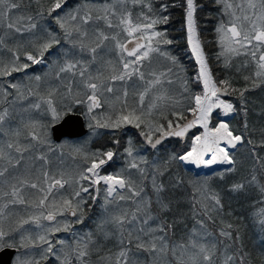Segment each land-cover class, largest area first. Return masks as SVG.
Returning <instances> with one entry per match:
<instances>
[{
    "label": "snow or ice",
    "instance_id": "1",
    "mask_svg": "<svg viewBox=\"0 0 264 264\" xmlns=\"http://www.w3.org/2000/svg\"><path fill=\"white\" fill-rule=\"evenodd\" d=\"M39 3V0H37ZM218 5H223V18L215 28L216 43L220 51L216 54L217 60L223 59L224 67H230V62L234 57L245 56L251 58V63L255 66L253 75L254 87H260L264 84V0H240L237 4L235 0H215ZM66 4V0H54L47 9L50 17L53 12ZM181 6L184 8L187 44L191 51L198 70L192 78V83L201 84L203 91L189 98L194 100L195 107H189L193 119L186 123L173 124L168 120L167 128L164 125L155 122L151 117L153 110L159 105L157 101L173 100V97L167 95V90L160 92L155 96L153 102L148 105L147 110L144 108L145 96L155 89L162 88L166 82L171 85L175 83L173 79L164 78L175 75L181 82L183 92H189V81L184 79L180 73L183 68L179 64L176 56L164 50L161 45H170L171 39L166 38V30L158 31V24H167L169 17L167 15H145L141 13L137 22H133L131 12L126 9V0H115L110 4H103L99 11L84 10L81 8L73 9L63 16L57 15L55 23L62 33V38L72 45V48H79L81 53L87 52L91 55V60L82 61L79 59H67L72 55L71 50L63 53L65 57L63 63H58V70L55 72L57 80H64L67 75L68 84L67 92L71 96L74 89L77 98L73 101L78 105H84L87 108V114L91 120H95V125L89 124V128H112L120 129L125 125H132L135 128L147 129V132L141 130L140 135L144 136L148 144L153 148L161 145L165 137H183L185 133L193 126L199 124L204 129L202 135H197L193 142L192 148L186 154L174 156L173 160L186 164L200 166L224 165L223 171L218 173L221 179L225 173L235 171L236 157L234 150L240 145H252L250 155L254 158L255 165L249 179L244 182L234 183L230 191L239 192L247 187H257L261 195H264V182H261L257 173L264 175V156H261L256 148H264V128L260 129L261 140L255 144L253 140H245L249 135L248 122L243 124L244 132L234 134L230 127L228 118L230 114L236 111L233 103L221 99L222 94H228L231 88L228 80L219 81V86L214 80L206 59L201 41L197 36V22L195 13L197 11V0H182ZM149 11H152L151 3L146 5ZM167 5L161 4L162 11H167ZM20 0H0V77H9L14 72H22L30 67L26 62L21 61V56L32 65L43 63V58L50 49L59 45L61 37L55 31L49 30L37 23L36 18L32 15H24L21 11ZM239 12V14H237ZM37 16L45 19L43 11L37 13ZM117 18L118 23H114L112 18ZM104 21L108 28H121L128 37L133 38L128 43L134 46L129 48L127 43H121L118 37L120 33L109 37L103 31H95L98 43L92 46L86 43L89 39V32L86 25L91 21ZM40 29V34L36 31ZM19 34V35H18ZM23 34H28L25 42ZM109 39L116 41L115 48L119 61L114 63L108 61L111 75L101 78L103 72L97 70L93 73L89 69L90 64L97 61L98 49ZM13 43L9 45L8 41ZM4 52L10 53L8 57ZM153 54L170 62L166 71L147 73L152 79L146 81V87L139 93V106L129 105L127 103L128 91L123 92V102L119 109L113 108L112 114L105 118L101 123L93 115V110L101 108L108 104L105 97L106 93H113L114 88L111 82L125 81L132 79L134 76L141 81H145L146 73L142 70L144 62L151 63ZM131 58V59H129ZM249 61L246 60L244 67H248ZM174 69L178 71L174 72ZM79 77V81L75 79ZM37 87L43 81V77L36 75L32 77ZM247 81L250 77L245 76ZM7 84V87H5ZM8 89L14 90L15 97ZM58 89L52 88L48 91L47 97H40L39 101L30 104L29 108L41 109L42 104L47 105V112L51 113L54 120L59 119L63 114L54 105L52 97ZM241 90L239 96L241 103L246 104L244 92ZM29 95H33L31 89ZM18 99H26L20 83H11L4 81L0 83V253L6 249L16 248L14 239H9L14 231L21 232V246L27 249L29 244L39 251L35 254L26 252L24 257L16 256L11 260V264H41L42 260L54 257L58 264H245L247 253L243 251L242 240L239 229H234L231 223L224 224L220 220V227L216 228L217 218L222 217L223 202L219 192L215 191L208 180L193 181L191 197L185 196L181 199H172L165 195L168 191H175L183 185V180L172 179L165 183L161 178L165 176L168 169L163 170L154 168L152 173L141 167L140 164H147L146 160L135 158L128 162L129 169H136L139 179H132L131 173L124 176L121 173L115 175H101L100 169L106 163L114 159V152L111 150H97L90 154H84V163L88 165L81 169L75 177L60 178L50 175L46 167L50 161L45 155L33 158L43 161L40 169V175L33 177V169L26 168L23 171L18 170L24 162V153L34 149L37 144H47L48 139L45 135L41 137L35 131H28L25 140H29L27 145L21 143L23 135L21 128L27 129L29 125L34 127L35 122L29 121L22 123L15 128H4L7 119L12 115L10 111ZM117 101L121 97H116ZM7 104L8 107H3ZM175 105H180L179 100H175ZM183 107V105H180ZM70 108L71 105H68ZM221 110L222 116L218 115L220 122L214 127H209V121L215 110ZM29 109H24L28 111ZM245 117L248 115V109L243 108ZM173 116L178 120L184 119L183 112L173 110ZM167 119V116H164ZM255 131V129H253ZM159 133V138L153 139L154 135ZM35 142V143H33ZM78 151H82L78 149ZM129 157L133 156L132 147L125 149ZM168 162L165 161V165ZM151 179V192H146L145 181ZM82 181H88L85 186ZM101 182L106 185L105 195V218L97 225L96 232H87L83 235L73 233L74 243L65 239H57L52 243L49 239L51 234L57 232H70L71 222L68 220H58V216H64L65 212H70L76 217L75 223H83L82 205L86 203L82 193H89V189L96 187L97 193L100 192L98 187ZM66 185H75L72 198H64L62 203H57L49 197L54 188L63 189ZM46 186V187H45ZM34 189L41 194L36 202H31L25 195L27 189ZM119 189L125 190L127 195L120 192ZM115 194V195H114ZM111 199H108V198ZM95 200V196H90ZM116 201L131 203V210H125L120 213H108V205ZM187 202L188 211L179 208L180 203ZM24 206V210L32 211L25 218L21 216L17 222V228L13 232L5 231L3 227L6 216L18 215L19 209L16 207ZM118 206V205H117ZM78 212L80 215L78 216ZM175 213L169 220L168 214ZM192 220V227L188 228L186 220ZM41 221L50 222L44 225ZM29 223L35 224L41 229V232L32 235L31 232L23 226ZM185 225V231L179 240H174L173 229L178 224ZM264 225V220H261ZM264 231V228H262ZM27 232V235L23 233ZM27 240L28 243H24ZM112 241V247L105 250V245ZM93 256L96 257L93 260ZM38 257V258H37Z\"/></svg>",
    "mask_w": 264,
    "mask_h": 264
},
{
    "label": "trees",
    "instance_id": "2",
    "mask_svg": "<svg viewBox=\"0 0 264 264\" xmlns=\"http://www.w3.org/2000/svg\"><path fill=\"white\" fill-rule=\"evenodd\" d=\"M21 9L20 11L24 15H32L36 18L37 23L41 24L43 27L48 28L49 30L55 31L58 36L61 37V42L59 45H55L53 49H50L49 52L45 54L43 58V63L32 65L28 63L30 67L26 69V72L29 74H23L22 72H14L11 76H20L21 79H24L27 82V86L29 79L32 78L34 74H39L42 77L44 69L46 70V65H48L54 59H58L59 57H63L62 55V47L69 45L67 41L62 38V33L60 32L59 27L55 23V17L57 15L63 16L65 13L72 11L76 8H81L84 10H93V12H97L100 9V6L103 4H110L115 2V0H66V4L62 7V9H58L52 13L49 17L47 13L48 7L51 5L54 0H20ZM151 3L152 11L150 12L146 5ZM161 4H166L167 11H162L160 8ZM182 0H126V9L131 12L133 22H137L138 17L141 13L145 15H167L169 17L167 24H158L156 26V30L165 31L166 30V38L171 39L173 41L170 45H161V47L170 52L172 55L176 56L179 60L180 66L183 68V72L180 75L189 81L188 88L189 92H183L181 87L180 80L177 79L175 75L171 76L175 83L171 84L170 89L168 90V95L174 97L175 100L180 101V105H173L171 107H158L153 110L152 119L165 126L167 128L168 120H172L173 124L181 123L187 118L191 117L193 114L188 110L189 107H195L194 100L190 99V96H194L197 93H201L203 91V87L201 84L192 83V78L195 76L198 68L197 64L194 61L188 44H187V31H186V22H185V13L184 8L181 6ZM197 11L195 13V19L197 22V36L201 41L206 59L208 61L210 70L212 72L214 80L217 82L219 86V81L228 80L231 84L232 89H236L235 92H232L229 89V97H222L225 100H229L233 103L236 111L230 114L228 118V123L230 127L234 130V134H241L244 132L243 124L245 120H247L249 128V135L245 136V140L251 139L255 144H259L261 140V132L260 129L264 128V84L260 87H254L253 81L255 77L253 75L254 65L251 63L250 57L239 56L234 57L230 62V67H224L223 59L217 60L216 54L220 51L217 43H216V33L215 28L217 27L220 20L225 18L223 15V8L221 5L215 3V0H197ZM43 11L45 19L41 20L37 13ZM225 20V19H224ZM93 22L100 21H91L85 27L91 29V25ZM114 29V30H113ZM36 33L40 32V29L35 30ZM93 33L96 31L92 28ZM115 28H108L107 26L104 29V33L109 37L115 35ZM120 37L123 38V34H126L121 30ZM2 35V33H0ZM27 35L28 34H23ZM127 36V34H126ZM127 38H129L127 36ZM111 41L109 39L105 41L101 48H99L97 61L94 64H90L89 68H96L97 70H101L104 72L106 67V59L112 55L115 58V52L113 48H111ZM130 41V40H129ZM9 45L13 43V41H8ZM92 46H95L98 43L96 36L93 37L89 35V39L86 42ZM125 43L128 44V41ZM130 44V43H129ZM70 50V49H69ZM72 55L82 61L91 60V55L87 52L81 53L78 48L72 49ZM77 51H79V55H77ZM4 55H10V53H6ZM156 54H153V58H155ZM23 58V57H21ZM112 58V57H111ZM249 61L248 67H244L245 61ZM114 61V63H116ZM156 62V63H154ZM146 61L144 62V64ZM148 64L153 68H164L167 70V67L171 66L170 62L166 61L163 64H158L155 59H152L151 63ZM159 65V66H158ZM37 69V70H36ZM93 69V68H92ZM91 69V70H92ZM28 70V71H27ZM37 71V72H36ZM108 73L111 74L110 68H108ZM178 71V69H174V72ZM107 74V75H109ZM106 75V76H107ZM250 77L249 80H245L244 77ZM105 78V77H104ZM0 80H4V77H0ZM54 79H52L53 82ZM137 77H133L132 79H126L125 81H118V84L115 86L114 82L112 83V87L114 88L113 93H106L109 97L110 94L117 95L122 94L127 89L128 97L127 103L131 106L134 102L139 100V93L141 92V84L137 83ZM32 82V81H30ZM55 83V82H53ZM68 83V82H67ZM66 83V84H67ZM134 83V84H133ZM136 83V84H135ZM32 84V83H31ZM65 84V85H66ZM64 82L59 85L61 89L52 97L55 101V107L64 114L68 112H76L83 115L84 120L87 125V132L84 136L80 138H66L61 140L58 143L51 141L50 137V126L53 123L47 122L43 127L38 129V127H32V131L39 130V134L41 137L47 136L49 147L46 148L41 146L42 144H37L34 149L28 151L26 153H33L34 157H38L40 155H45L46 158L50 161V163L45 166L46 170L49 171L50 175L55 174L57 176V172H62L63 170L67 171V176H72L73 173L77 174L78 170H81L83 164H85L83 156L84 154H90L92 152H96L97 150L108 151L111 150L114 152V159L103 167L101 172L103 174H112L118 169V166L124 162L123 156L126 155L125 149L129 146L133 149V155L135 157H141V159L146 160L147 164L141 163L140 166L144 167L149 174L152 173L154 168H159L163 170L167 167L168 171L164 177L161 179L168 183L170 180L181 179L183 180V185L177 188L175 191H168L165 193L166 196L171 197L172 199H181L185 196L191 197V193L193 191L192 182L193 181H205L208 177H211V180H208L210 186L217 192L220 193L222 197V202L224 205L222 217L217 218L216 228H219L220 220H223L224 224L231 223L234 226V229H239V234L242 240L243 251L247 253L245 256V264H264V225L261 224V220H264V195H261L257 187H245L243 190L239 192L230 191L231 185L238 182H244L246 179L250 178L252 174V170L255 165L254 158L250 155V151L252 145L243 144L240 145L236 150H234V155L236 157V166L235 171L231 173H225L224 178L221 179L218 173L223 171V168L213 172L210 175H199L195 176L192 171L187 170L182 162L177 160H173L172 157L183 155L185 152L190 150L192 146V142L194 138L198 135L200 129H194L186 138L184 142L178 140H167L163 142L161 145L157 146L155 149H150L146 147L142 141L141 137L138 134V131L141 130L147 132L146 128H135L132 125H125L120 129H112V128H89V124L95 125L96 121L92 123L89 121L88 115L85 111L84 105H78L73 101L77 98V93L74 89L71 96L68 95L67 89ZM43 81L39 84L38 91L36 93L40 94L36 97H47V93L50 90L47 84V87L44 88ZM247 91L244 92V99L247 101L246 104L241 103V98L239 96V92L241 90ZM123 100V97H122ZM113 101V100H112ZM68 105H71L69 108ZM108 104L103 105V110L99 111L100 116L96 118L100 120L101 123L105 122V118L112 114L113 109L110 108ZM5 106V105H4ZM114 107V104H113ZM146 107V102H144V108ZM248 109V115L245 117L243 108ZM2 109V108H1ZM0 109V110H1ZM173 110L177 112H183L184 119L178 120L176 116L172 115ZM103 111V112H102ZM61 115V116H62ZM218 115L222 116V113L219 109L215 110L212 118L210 119L209 127L214 128L219 122ZM47 117L46 115H43ZM60 116V117H61ZM164 116H167V119H164ZM58 119H56L57 121ZM55 121V122H56ZM255 129V131H253ZM94 133V134H93ZM159 133H156L153 138H155ZM27 135V134H26ZM25 135V136H26ZM24 139V138H23ZM128 140V141H127ZM26 145L29 143L28 140H25ZM130 141V142H129ZM35 143V142H33ZM78 149L82 151H78ZM256 151L264 156V148H256ZM121 159V160H120ZM138 159L137 161H139ZM165 161L168 162L165 165ZM33 177L36 175H40V169L43 165V161L36 160L33 164ZM71 167L72 170L68 171V167ZM132 171L133 179H139V174L136 169H130ZM124 173V171H123ZM115 175V174H113ZM258 178L261 182H264V175H261L259 172L257 173ZM64 176V175H63ZM146 184V192H151V179L145 181ZM76 187V186H75ZM74 187V188H75ZM106 185H102L100 187V192L93 194V192L89 191V196L85 199L86 203H84L83 213V224L79 226L78 231H86V229L94 228V222L98 220L99 214L105 213L104 204H105V195L104 189ZM68 192V191H67ZM84 194V193H83ZM31 202H36L40 198L41 194L38 193L34 189H30L25 194ZM96 195V199L92 200L90 196ZM52 195L49 197L51 199ZM19 206V205H18ZM118 207V206H117ZM131 204L128 209L131 210ZM188 203L182 202L179 205V208L183 211H188ZM19 216L15 215L13 218H10L7 222L3 224L5 231L13 232L14 229L17 228V222L23 217H27L29 214L21 209L19 206ZM31 211L33 209H30ZM112 205H108V213L112 212ZM120 208L114 209V213H120ZM102 211V212H101ZM122 211V210H121ZM175 213H169V220L172 219ZM188 228L192 227V220L188 219L185 221ZM25 229L29 230L32 235L38 233L37 227L33 223H29L23 226ZM174 240H179L185 231V225L178 224L174 229ZM21 232L14 231L13 235L9 237V239H14L17 245L18 253L17 255H24L26 252L35 254L38 252V249H34L30 244L27 249L21 246ZM27 235L28 233H23ZM24 243H28L27 240ZM112 247V241H109L105 245V250L107 248ZM31 248V250H30ZM94 259L96 257L94 256ZM46 264H58L54 257H49L47 260H42ZM75 264V262H73Z\"/></svg>",
    "mask_w": 264,
    "mask_h": 264
},
{
    "label": "rangeland",
    "instance_id": "3",
    "mask_svg": "<svg viewBox=\"0 0 264 264\" xmlns=\"http://www.w3.org/2000/svg\"><path fill=\"white\" fill-rule=\"evenodd\" d=\"M229 2H231V0H229ZM235 2L237 3V4H239L240 3V0H235ZM221 7L223 8V5H221ZM237 14H239V12L237 13ZM113 19V22L114 23H118V19L117 18H112ZM225 20H227L228 19V17L227 16H225V18H224ZM105 27H106V24H105V22L104 21H100V22H97V24H96V22H93L92 23V25H91V29L90 28H88L87 30H88V32H89V35H91L92 37L94 36L93 35V31H92V28L93 29H95L96 31L98 30V31H103L104 32V29H105ZM87 28V27H86ZM114 30V29H113ZM122 30V27L121 28H115V31H114V33H115V35L117 34V33H120V32H122L121 31ZM37 35H39L40 34V32H38V33H36ZM19 35V34H18ZM123 38L121 39V37L119 36L118 37V39L120 40V42L121 43H125V41L127 42V41H129V40H132L133 38H131V37H129V38H127V36H126V34H123V36H122ZM23 39L25 40V42L27 41V39H28V36L27 35H24L23 36ZM115 44H116V41H114V40H112L111 41V48H113V50H114V52H115V58H116V61H115V59H114V57L110 54V55H106V56H109L110 58H108L107 57V59H106V69L104 70V72H103V75H102V79L104 78V77H108V76H110L111 74H109L108 73V68H110V66L108 65V61H112V62H118L119 61V56L117 55V49L115 48ZM68 47H66V45H64L63 47H62V49H61V51H62V54L63 53H65V52H67V51H69V49L70 50H72L73 48H72V45L71 44H69V45H67ZM127 46L129 47V48H131V47H133L134 46V44L133 43H128L127 44ZM79 49V48H78ZM190 50V49H189ZM72 52V51H71ZM7 52H4V54H6ZM190 53H191V51H190ZM77 55H79V51H77ZM192 55V54H191ZM5 57H8V55H4ZM21 57H23V56H21ZM112 57V58H111ZM193 57V56H192ZM67 59H78V58H76V57H72V56H68V57H66ZM38 59H40L39 58V56H38ZM64 59H65V57L63 56L62 58L61 57H59L58 59H54L53 61H51L48 65H46V70L44 69V71H43V75H45V77H43V86H44V88H46L47 87V84H48V87H49V89H52V88H55V89H58V91H59V89H61L60 87H59V85L60 84H62V81L61 80H57L56 78H55V72L58 70V63L57 62H59V63H63L64 62ZM129 59H131V58H129ZM153 59H155L156 61H157V63L158 64H163V62H166V60H164L163 58H160V57H158V56H155V58H153ZM193 59H194V61H195V58L193 57ZM80 60V59H79ZM21 61L22 62H26V63H31V61H27L26 60V58L25 57H23V58H21ZM154 63H156V62H154ZM159 66V65H158ZM93 68V69H92ZM92 68H89L90 69V71L93 73V75H95L96 73H97V69L96 68H94V67H92ZM197 68H198V65H197ZM92 69V70H91ZM37 70V69H36ZM142 70L146 73V76H145V81H141L138 77H137V83H139V84H141L142 86H141V91H143L144 90V88L147 86L146 85V81L147 80H149V79H152V77L151 76H148L147 75V73L148 72H150V71H155V72H157V73H159V72H163V71H166L164 68H162V67H160V68H153V66L151 67L149 64H148V61H146V63L144 64V67L142 68ZM28 71V70H27ZM37 72V71H36ZM23 74H29V72H26V70H24L23 72H22ZM107 74H109V75H107ZM36 75H39L38 73L37 74H34L32 77H34V76H36ZM107 75V76H106ZM52 79H54L53 80V82H55V83H53L52 82ZM68 77H67V75H65V77H64V80H63V82H64V85L68 82ZM76 80H77V82L79 81V77L77 76L76 78H75ZM165 79V81L167 80V79H172V77L170 76V77H166V78H164ZM30 81H32V82H30V81H28V84L30 83V86L29 87H26L27 86V82L24 80V79H21L20 78V76H9V77H4V80H0V83H3L4 81H10L11 83H20L21 85H22V91H23V93H24V96L26 97V99H18V100H16V103H15V105L13 106V108L10 110L11 112H12V115L7 119V123L4 125V128L5 129H8L9 127H11V128H15V127H17L18 125H21L22 123H27V122H29V121H34L35 122V124H34V126L35 127H38V129H40L41 127H43L44 126V124L45 123H47V122H49L50 121V123H54L56 120H54L53 118H52V116H51V113L50 112H47V105H43L42 104V107H41V109H35V108H29V105L30 104H34V103H36V102H38L39 101V97H36V94L37 95H40V94H38V93H36L37 91H38V87H37V84H36V82L33 80V79H29ZM32 83V84H31ZM112 83L113 82H111V85H112ZM116 83V84H115ZM68 84V83H67ZM67 84L65 85L66 86V88H63L64 90H66L67 89ZM114 84H115V86L118 84V81H115L114 82ZM134 84V83H133ZM136 84V83H135ZM42 86V87H43ZM170 86L171 85H169V84H167L166 82L163 84V87L162 88H157V89H155L154 91H150L146 96H145V100H144V102H146V107H145V110H147V107H148V105L149 104H151L152 102H153V100H154V98H155V96L156 95H158L160 92H162V91H164V90H167V92H168V90L170 89ZM5 87H7V84H5ZM29 89H31L32 90V92L34 93L33 95H29L28 94V90ZM8 91L9 92H12L13 93V96H10L9 97V99H13L14 97H15V93H14V90H12V89H8ZM57 91V92H58ZM108 94H105V97L104 98H102V99H107V101H108V103L110 104V105H112L113 106V104H114V107L113 108H115V109H119L120 107H121V104H122V102H123V100H122V94H117V95H113L112 96V94H110V96L108 97L107 96ZM167 95H168V93H167ZM117 96H119V97H121V100L120 101H117L116 100V97ZM169 96V95H168ZM173 99H174V97H173ZM221 99H223V98H221ZM113 100V101H112ZM224 101H226V102H230L229 100H225V99H223ZM157 104L159 105V107H171V106H173V105H175V102H174V100H171V101H169V100H164V101H157ZM5 105V106H4ZM3 105V107H8V105L7 104H4ZM133 105H136V106H139V100L138 101H136V102H134L133 103ZM85 107V111H86V113H87V108H86V106H84ZM1 109V108H0ZM24 109H29L28 111H24ZM104 108H103V106L101 107V108H98V109H94L93 110V115H95V117H97V116H100V114H99V111L100 110H103ZM0 111H2V109L0 110ZM221 111V110H220ZM103 112V111H102ZM43 115H46L47 117H44ZM88 115V114H87ZM88 119H89V121H92V123L95 121V120H91L90 118H89V115H88ZM198 125V127H199V129H200V131H199V133H198V135H202L203 134V132H204V129L203 128H201L200 126H199V124H197ZM32 125H29L28 126V128L27 129H25V128H21V131H22V133H23V135H22V137H21V143L22 144H24V145H26V142L24 141V139H23V136H25L26 134H27V132L28 131H32ZM36 133L37 134H39V130H36ZM94 134V133H93ZM52 141V140H51ZM128 141V140H127ZM28 142H29V140H28ZM49 142V141H48ZM130 142V141H129ZM41 146H44V147H46V148H48L49 147V144L47 143V144H42ZM129 147V146H128ZM127 147V148H128ZM126 148V149H127ZM191 148H192V146H191ZM191 148H190V150H191ZM189 150V151H190ZM29 151H31V149L29 150ZM187 153V152H186ZM185 153V154H186ZM24 155V162H23V164L21 165V166H18V170L19 171H23L24 169H26V168H32L33 170H34V168H33V158H34V156L35 155H33V153H24L23 154ZM133 158H135L136 160H138V159H141V157H135L134 155L132 156V157H129L128 156V154H127V152H126V155H124L123 156V159H124V162L125 163H122V164H120L119 166H118V169L115 171V172H113L112 174H103L102 172H101V170L103 169V167L106 165H103L102 167H101V169H100V174L101 175H113V174H116V173H121L122 172V174L124 175V176H128L129 175V173H131V178L133 179V176H132V171L128 168V162L130 161V160H132ZM121 160V159H120ZM82 162H84V161H82ZM184 165H186V166H191V167H193V168H195L196 170H199L200 168L201 169H209L210 167H212V166H214V165H212V166H210V167H205V166H202V167H197L196 165H194V164H186V163H183ZM88 165H86V164H83V167H82V169L83 168H86ZM68 167V166H67ZM70 170H72L71 169V167H68V171H70ZM80 170H78V172H79ZM123 171H124V173H123ZM61 174H63L64 175V178L65 179H67V178H69L70 176H67V171L66 170H63L62 169V172L61 173H59V171L57 172V176H54L55 174H53V175H51V176H53V177H55V178H60L61 177ZM77 174H75V173H73V175L71 176V177H75ZM136 180H138V179H136ZM82 183L85 185V186H88V184H89V182L88 181H82ZM102 185H104V183L103 182H101V184L98 186L99 188L102 186ZM46 187V186H45ZM75 185H73V186H68V185H66L63 189H59L58 187L57 188H54L53 189V196H52V198L51 199H55L56 201H57V203H62V200L64 199V198H72V195H73V193H74V190H75ZM96 187L97 186H93V187H91L90 189H89V191L91 190L92 192H93V194H96L97 193V191H96ZM30 190V188L29 189H27L26 191H25V194L28 192ZM68 191V192H67ZM119 191L120 192H122V193H124L125 195H127V193L125 192V190H123V189H119ZM89 194L90 193H82L81 195L86 199L88 196H89ZM104 195H106V193L104 192L103 193ZM115 195V194H114ZM95 197H96V195H94ZM50 199V200H51ZM108 199H111L110 197L108 198ZM130 202H124V201H116L115 203H113V204H111L112 205V208H113V210H112V212L111 213H114V209H118V208H120L122 211H125L124 209H128L129 207H130ZM117 205H118V207H117ZM18 209H20L19 208V206L17 205L16 206ZM82 207H84L83 205H82ZM21 209H23L24 210V206H21ZM120 210V212H122ZM32 211H38V210H35V209H33ZM31 210H29L27 213L28 214H30V212H32ZM102 212V211H101ZM80 215V213L78 212V216ZM105 215H106V213H102V214H99V219L98 220H96L95 222H94V228H92V231L88 228V229H86V231H81V232H79L78 231V229H79V226L81 225V224H83V223H75V220H76V218L75 219H69L68 217H67V215H66V212H65V214H64V216H58L57 217V219L58 220H68L69 222H71V231L70 232H63V231H61V232H57V233H55V234H51L50 236H49V239H50V241L52 242V243H55V241L57 240V239H65V240H67L68 242H70V243H74V241H73V233H75V234H77L78 236L79 235H83V234H85V233H87V232H96L97 231V225L105 218ZM15 215H12V216H6L5 217V219H4V223L5 222H7L10 218H13ZM19 216V215H18ZM84 218V216L82 215V219ZM3 223V224H4ZM41 223L42 224H44V225H49L50 224V222H47V221H41ZM36 226V225H35ZM37 227V226H36ZM37 231H38V233L39 232H41V229L39 228V227H37ZM30 250H31V248H30ZM25 255V254H24ZM24 255L22 256V255H17V256H21L22 258L24 257ZM16 257V256H15ZM38 258V257H37ZM93 260H95L94 259V256H93V258H92ZM41 264H46L44 261H41Z\"/></svg>",
    "mask_w": 264,
    "mask_h": 264
},
{
    "label": "water",
    "instance_id": "4",
    "mask_svg": "<svg viewBox=\"0 0 264 264\" xmlns=\"http://www.w3.org/2000/svg\"><path fill=\"white\" fill-rule=\"evenodd\" d=\"M221 96L229 97V94H226V95L222 94ZM192 119H193V116L183 121L181 124L191 121ZM194 127L195 126L190 128L183 137H175V136L165 137L162 140V142L168 139H177L180 141H184L187 135L193 130ZM50 131H51V138L53 139V141L59 142L63 138L81 137L86 133L87 128L85 126L84 118L80 113L69 112L63 115V117H61L59 121L52 124ZM156 138H159V136ZM144 141L148 147L152 148L148 144L147 140H144ZM222 167H224V165H214L206 170L205 169L195 170V168L187 166V169L194 171V173L197 175V174H210L216 170L221 169ZM66 214L68 217L73 218L70 212H66ZM16 251L17 249L13 248V249H6L2 253H0V264H11V260L14 254L16 253Z\"/></svg>",
    "mask_w": 264,
    "mask_h": 264
},
{
    "label": "bare ground",
    "instance_id": "5",
    "mask_svg": "<svg viewBox=\"0 0 264 264\" xmlns=\"http://www.w3.org/2000/svg\"><path fill=\"white\" fill-rule=\"evenodd\" d=\"M200 167H202V166H200ZM208 167H210V166H208Z\"/></svg>",
    "mask_w": 264,
    "mask_h": 264
}]
</instances>
